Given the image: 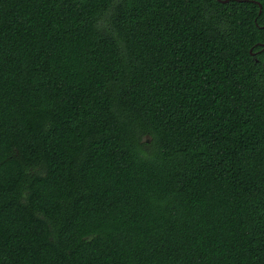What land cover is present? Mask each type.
I'll return each mask as SVG.
<instances>
[{
	"label": "trees",
	"instance_id": "1",
	"mask_svg": "<svg viewBox=\"0 0 264 264\" xmlns=\"http://www.w3.org/2000/svg\"><path fill=\"white\" fill-rule=\"evenodd\" d=\"M263 44L264 0H0V264H264Z\"/></svg>",
	"mask_w": 264,
	"mask_h": 264
},
{
	"label": "water",
	"instance_id": "2",
	"mask_svg": "<svg viewBox=\"0 0 264 264\" xmlns=\"http://www.w3.org/2000/svg\"><path fill=\"white\" fill-rule=\"evenodd\" d=\"M217 1H219V2H221V3H227L229 0H217ZM259 13H260V12H259ZM262 46H264V44H263Z\"/></svg>",
	"mask_w": 264,
	"mask_h": 264
}]
</instances>
